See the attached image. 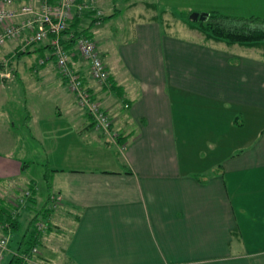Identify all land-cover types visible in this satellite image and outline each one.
<instances>
[{
    "label": "crops",
    "instance_id": "0c3cea01",
    "mask_svg": "<svg viewBox=\"0 0 264 264\" xmlns=\"http://www.w3.org/2000/svg\"><path fill=\"white\" fill-rule=\"evenodd\" d=\"M138 16L135 40L121 47L103 22L91 27L107 85L94 82L87 63L70 51L72 68L112 120L114 140L98 133L77 106L53 57L38 64L50 55L46 42L25 53L14 52L21 39L0 48V60L12 59L14 76L6 86L0 81L1 96L21 86L30 98L18 125L4 110L9 100L0 98V203H13L5 194L34 190V204L22 207L16 231L3 229L0 220V237H8L1 264H17L11 255L26 252L30 238L38 254L24 264H264V127L251 136L237 132L236 146L216 152V160L215 153L206 162L183 163L178 152L184 140H196L184 117L186 97L209 105L210 138L219 130L218 109L241 110L248 120L264 113V49L227 46L184 27L191 35L181 39L167 31L168 22ZM20 71L27 73L21 78ZM46 88L59 103L53 124L41 116ZM230 117L222 122L232 130L239 120ZM20 127L32 129L43 159H26L34 147L19 151L13 132ZM33 165L43 167L42 185L18 181ZM50 196L60 205L51 207ZM35 222L45 229L38 231Z\"/></svg>",
    "mask_w": 264,
    "mask_h": 264
},
{
    "label": "rangeland",
    "instance_id": "374dc122",
    "mask_svg": "<svg viewBox=\"0 0 264 264\" xmlns=\"http://www.w3.org/2000/svg\"><path fill=\"white\" fill-rule=\"evenodd\" d=\"M79 2L86 4L89 2V0H80ZM91 4L92 9L89 7L90 10H87L85 13L89 14L90 18H85L83 13L79 17L81 21L79 27L86 28L90 23L89 19L94 20L93 25L95 26H99V24L103 22V29L107 30L111 35H115V38L113 39L115 41L114 44L116 45L117 43L119 47H121V45L130 43L131 40H135L133 36L134 25L137 22L141 23V21H139L138 15L143 17L145 16L146 19H148L150 16H153L158 21L159 19H162L163 24L168 22L170 24V28L167 31L172 33L174 36L181 39L184 38L185 40L190 38L189 35H191V33H188L186 29L189 28V22L192 21L190 16L194 13L208 14L209 12H214L217 15L227 17L230 22H234L235 20H247L252 22L264 20V0H92ZM113 8L116 10L114 13L112 10ZM97 12L101 14L100 19L96 18ZM107 14L109 15L104 19L105 15ZM173 24L174 26L171 27ZM246 24L250 26L254 25V23ZM183 27L186 29H181ZM90 33L92 34V39L96 43L98 37L96 36V28H92ZM27 49L28 48H26V50ZM17 51H19V49H17L16 46L14 48V52ZM12 57L13 56H11V58ZM11 60L10 58L5 57L0 60L1 66L5 67V69L0 71V81L4 85L5 83L14 82V76L9 71ZM13 60H15L14 57ZM22 61L28 62L29 59L23 56ZM23 73H27V71H20L21 78L25 76ZM4 74H7V76H3ZM33 76L35 75L33 74ZM3 79L5 80L4 82H2ZM44 83L45 82L43 81L42 84ZM17 88L18 89L14 91L15 93L11 92V89L5 88L2 96L0 94V98H7L9 100V105L6 106L4 110L9 111L12 121L18 125L22 121L21 119L24 115L22 105L26 101L28 102L30 98L28 91H22L25 87L23 89H21V86ZM44 92L47 94V96H43L44 103L42 106L41 116L45 120L49 121L48 124H53V112L55 108L58 107L59 103L51 94L52 90L50 88H46ZM187 99L189 98H185V105L183 107L184 117L185 121L188 122V125L194 130L193 134L196 136V140H184L183 143H185L187 147L183 144L184 149L178 150L180 161L183 163L186 162L187 159L198 160V158L201 160L204 159L206 162L207 160L211 159V157H215L214 154L216 152H220V150L221 152H224L229 148L235 147V143H237L239 140V137L235 135L237 132L251 136L256 131L264 127L263 112L258 114L251 113L248 120L246 112L239 110L232 114L229 113V115H231L229 119H231L232 116H236L239 120L237 124H232L233 129L229 130L227 124L222 122L223 117H228L229 115L224 109H218L216 111L218 121L216 127L219 128V130L217 129L213 135V138H210L208 131H214V125L208 123V120L204 118L205 109L209 105L205 103L202 104V101L194 102L193 99ZM175 109H177V107ZM180 109L182 108L178 107V110ZM211 118L213 119L212 115ZM239 127L243 128L242 132L239 131ZM13 133L18 137L19 151L25 150L26 152H31L33 147L36 150L35 153H27L26 159L33 160L34 162L43 159V151L41 152V146L40 148H37V143L35 142L37 136L32 132V129L20 127L14 130ZM177 135L178 132L176 130V136ZM73 137L75 138V136ZM223 144L225 145V149L222 148ZM178 148L181 149L179 140ZM16 151L17 150H14L13 152ZM218 158L219 155L216 153L215 160ZM197 166L201 165L199 164ZM43 171L42 165H33L24 176L18 179V181L31 179L36 182V184L42 185L41 175ZM197 171L198 170H196V173L193 172L192 174H199ZM23 192L24 191L21 193L23 194ZM5 196H8L9 199L13 200L12 202L15 204L16 201L23 195H18L15 197V195L11 193L5 194ZM49 200H51V196ZM59 205V201L55 198L51 207H57ZM35 248L36 253L33 256L38 254V248ZM5 255L6 254L4 252V257Z\"/></svg>",
    "mask_w": 264,
    "mask_h": 264
},
{
    "label": "built area",
    "instance_id": "2783aa9c",
    "mask_svg": "<svg viewBox=\"0 0 264 264\" xmlns=\"http://www.w3.org/2000/svg\"><path fill=\"white\" fill-rule=\"evenodd\" d=\"M91 1L84 4L77 0H0V47L7 42L21 39L19 51L24 52L32 45L48 42L50 55L41 58L38 64L42 65L53 57L60 79L65 88L74 95L77 106L89 116L98 133L114 140L111 118L100 102L92 96L82 77L72 68L71 54L61 44L62 33L68 24L74 17H80L89 11L92 7ZM100 17L101 14L97 12L96 18ZM75 52L87 63L90 78L98 85L107 84L108 70L94 40L84 35L78 36L75 40ZM22 195L15 203L18 207L29 196V192L25 191ZM54 200V196L51 197V203ZM36 229L44 230V223H36ZM7 241L8 237H0V264L7 250ZM35 253L34 246L29 252H17L13 255L27 261L28 256Z\"/></svg>",
    "mask_w": 264,
    "mask_h": 264
},
{
    "label": "trees",
    "instance_id": "16d2710c",
    "mask_svg": "<svg viewBox=\"0 0 264 264\" xmlns=\"http://www.w3.org/2000/svg\"><path fill=\"white\" fill-rule=\"evenodd\" d=\"M77 1L79 2L80 0ZM85 13L86 12H84V17L90 18V15ZM74 18L75 19L68 24L66 30L62 33V38H61V44L65 47V49L68 48L67 50L69 52L74 50L75 40L78 36L84 35L92 38L90 29L93 25L94 20L89 19L90 24L88 25V27L81 28L79 27L81 22L80 18L79 17H74ZM246 23H254V25L250 26L247 25ZM189 28L197 30L200 34H202L205 37L206 40L223 42L227 46L236 44L249 48L255 47V48L264 49V20L263 21L257 20L256 22L247 21V20H235L234 22H230L229 19L225 16L217 15L214 12H209L207 18L204 21H198V20L190 21ZM37 45L40 46L41 43ZM46 47H50L48 42H46ZM23 53H25V51ZM108 83H110L109 73H108L107 84ZM45 174L46 173H44V176ZM26 191L29 192V196L26 197L23 204L19 207L10 202L0 203V220L3 219V221L7 223V224L4 223L3 229L8 228L9 226L11 230L16 231L17 224L19 222V220L17 219L18 218L17 215L20 214L19 212L21 209H23L22 207L31 206L32 204H34L33 188L29 186ZM34 218H37V216H35ZM34 218H32L31 222L34 220ZM32 231L34 232V229ZM32 243H33L32 238L27 239L26 244L28 245L30 244V246H28L25 249L26 252H29V250L32 248L31 246ZM7 245H8V241H7ZM7 252H8V247L5 254ZM30 256H28V258ZM10 260L11 261L14 260L17 264H24L26 262L23 259L16 258L14 255H11Z\"/></svg>",
    "mask_w": 264,
    "mask_h": 264
},
{
    "label": "water",
    "instance_id": "95a60500",
    "mask_svg": "<svg viewBox=\"0 0 264 264\" xmlns=\"http://www.w3.org/2000/svg\"><path fill=\"white\" fill-rule=\"evenodd\" d=\"M207 16H208L207 13H201V14L194 13V14H192L190 16V19L192 21H196V20H198V21H204L207 18Z\"/></svg>",
    "mask_w": 264,
    "mask_h": 264
}]
</instances>
